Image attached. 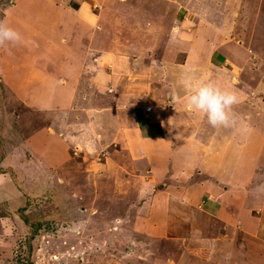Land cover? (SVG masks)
Masks as SVG:
<instances>
[{
  "label": "crops",
  "instance_id": "1",
  "mask_svg": "<svg viewBox=\"0 0 264 264\" xmlns=\"http://www.w3.org/2000/svg\"><path fill=\"white\" fill-rule=\"evenodd\" d=\"M22 2L26 8L40 6L37 28L19 11L16 12L17 17L8 15L6 18L8 24L22 30L20 33L24 43L19 46L23 47L28 42L43 56L54 51L58 56L64 54L66 63L62 65L58 78L67 71L71 73L66 76L73 73L77 76L70 88H65L66 85H61L60 81L52 82L47 74L37 70V74L32 72L25 76L22 83L24 80L27 82L20 87H29L33 89L31 92L40 87L39 91H45L49 97L47 101L39 99V102L52 103L58 113L67 115L72 113L70 109L87 116L80 125V136L61 135L77 145L80 152L120 145L129 153L132 166L142 161L149 166L147 170L151 175L144 180L147 185L162 188V183H166L164 192L149 197L150 209L153 202L159 203V199L167 206L165 210L162 208V216L156 219L151 213L144 217L143 213L129 206L128 210L133 209L135 215H124L121 219L123 235L119 236L120 246L114 238L109 237L101 248H131L127 257L134 259H128L130 264H264V199L259 202L262 207L260 213L248 214L247 193H240L241 190L231 184L221 183L228 168L231 172L233 166L238 168V152L248 149L244 145V150L243 144L237 140L240 131L237 126L242 124L252 128L249 113L236 117L230 134L221 133L227 127L211 126L206 118L185 103L191 83L211 80L222 87L234 89L239 97L236 105L254 110V106L246 100L258 88L249 89L246 84L242 85L239 73L243 69H237L239 65L237 67L236 64L242 60L240 66L248 65V61L254 57L249 51V46L254 43L251 32L247 39L239 38L240 34L236 33V30L242 29L241 25L236 27V23L239 12L244 11L243 0ZM95 3L101 8L92 9ZM46 7L51 9V13L47 12ZM57 19L58 24L52 27V22ZM52 30L57 33L54 43H50L48 38ZM242 42L246 43L249 54H244ZM51 44H56V48ZM17 50L18 53L22 52L20 48ZM243 55L246 59L242 58ZM41 61L46 60L39 58L38 62ZM59 63L58 60L55 64L60 67ZM252 66L250 62L249 67ZM250 72L255 74L256 69ZM85 74L92 83H96H86ZM7 77L9 79L10 75ZM78 78L91 92H98L97 101L87 107L78 99H74L77 102L70 99L75 93L86 92V88L78 89L82 85L75 87ZM124 106H136L131 109L139 111L136 126L126 122L130 117L125 116L127 112ZM141 106H150L152 115L149 118H141ZM165 113L167 116H164ZM86 137L92 139L88 143V140L82 142ZM38 140L43 141L42 138ZM248 145L251 149L252 144ZM260 174L262 179L258 178ZM245 177L247 187L258 191L264 187L262 169L256 172L253 168ZM226 178L231 180V176ZM184 182L188 184L183 185ZM196 187L199 188L198 196L192 190ZM202 200L204 202L201 203ZM190 203L202 209L198 236H189L190 240L197 237L191 242L199 241V246L175 249L166 255L169 248H176L177 241L187 232L180 229L181 220L175 216L177 214L171 213V209L174 210V206L187 207ZM199 203L201 206H198ZM135 205L138 206L137 203ZM126 216L135 218L127 221ZM246 220L244 228L242 221ZM163 223L166 224L165 228L162 227ZM139 225L146 226L147 231L143 232ZM171 239L175 240V244ZM127 241L129 244H126ZM250 241H253V246L249 244ZM77 248H81L80 244ZM142 248H147L144 249L147 251L145 256ZM149 253L152 256L147 261L145 257L148 258Z\"/></svg>",
  "mask_w": 264,
  "mask_h": 264
},
{
  "label": "rangeland",
  "instance_id": "2",
  "mask_svg": "<svg viewBox=\"0 0 264 264\" xmlns=\"http://www.w3.org/2000/svg\"><path fill=\"white\" fill-rule=\"evenodd\" d=\"M22 1L0 0V21L6 20L7 23L8 15L17 17L16 12L19 11L28 18L32 26L37 28L40 4L26 8ZM94 5L92 9L101 8L96 3ZM242 5L244 11L239 12L236 23V27L241 25L242 29L236 30V33L240 34L239 38L247 39L251 32L254 43L249 46V51L254 57L251 59L253 62L248 61V65L240 66L243 62L240 60L236 63L237 67L239 65L236 68L243 69L241 71L243 76L239 73L242 85L246 84L249 89L257 87L258 91L251 92L246 100L254 106L255 111L239 105H234L233 110L236 117L248 112L254 131H248L252 128H246L242 124L237 126L240 129L237 140L243 144L242 148L247 145L248 149L244 147L246 151L241 149L238 152V164H236L238 168L235 169L233 166V172L228 168L221 183L239 188L240 193L245 191L248 214L249 212L258 214L262 210L260 203L264 199V187L260 188L261 191L252 189L251 186L247 187L245 175H249L253 168L256 172H260L261 169L264 171V139L260 140L264 138V121L261 118H264V1L243 0ZM46 10L51 13L49 7H46ZM52 14L60 17L56 12ZM58 22V19L54 20L52 27ZM9 25L19 32L22 31L14 24ZM251 28L253 29L250 31ZM49 34L50 43H54L57 33L52 30ZM26 44L23 47L19 44L14 47L9 46V50L0 47V264H108L110 262L130 264L128 259L133 257L127 256L131 248H101V246L104 243L106 245L109 237L114 238L116 244L120 246L119 236L123 235L121 219L124 215H135L133 209L143 213L144 217L151 213H154L156 219L162 216V208L165 210L167 206L161 203L162 199H159V203L153 202V207L150 209L149 197L157 192H164L166 183H162V188L147 185L144 180L147 175H151L147 170L149 166L144 161L132 166L129 153L121 149L120 145L113 144L93 148L92 152L89 150L80 152L78 146L71 143L72 141L63 139L61 135L80 136V125L87 116L81 111L79 113L70 109L72 113L67 115L58 113L52 103L39 102V99L47 101L49 97L45 91H39L40 87L37 86V91L31 92L33 89L22 86L21 88L20 85L27 82L24 80L22 83L25 76L39 70L47 74L50 81H60L61 85H66L65 88H70L77 74L66 76L71 73L67 71L58 78L62 65L66 63L65 55L58 56L54 51L47 52L46 56H43V53L40 55L37 52L35 46ZM51 46L56 48V44ZM242 46L244 54H249L246 43L242 42ZM17 48L22 52L18 53ZM39 58L46 61L38 62ZM58 60L60 67L55 64ZM250 62L253 63L251 68ZM253 68L256 69L255 74L250 72ZM79 78L76 79L77 88L82 85ZM84 79L86 83L90 82V85L96 83H92L88 74L84 75ZM82 88H86V92L84 90L80 94L75 93L70 99H78V102L86 107L97 101L98 92H91V89L84 85L78 89ZM100 105L105 106L102 103ZM135 107L124 106L127 112L125 116L130 117L125 121L130 126L137 124L139 111L137 109L131 111ZM141 109V118H149L150 114L152 115L149 111L150 106H141ZM164 116L167 114L165 113ZM230 132V127H227V130L221 133L230 134ZM40 138L42 142H39ZM92 138L86 137L82 142L88 140L86 142L88 143ZM248 143L252 144L251 149ZM227 176H231V180L228 181ZM258 178L262 179L261 174ZM192 190L196 196L199 195V188ZM192 203L187 207L174 206V210L171 209V213L177 214L175 216L181 220L180 229L187 232L176 244L175 240H170L176 248H169V252L166 253L164 251L166 255H170L175 249L185 250L191 245L192 248L199 246V241L191 242L198 238L194 237L190 240L189 236H198L202 209L196 208L197 205L194 206ZM129 206L134 208L129 211ZM154 207L156 209H153ZM126 217L127 221L135 218ZM247 221H242L244 228ZM165 223L162 224L164 228ZM139 227L143 232L147 231L146 226L139 225ZM127 242L126 244H129V241ZM85 243H93V245L86 246ZM79 244L81 248H77ZM249 244L253 246V241ZM144 249L147 248L141 249L143 255L147 252ZM150 256L151 253L148 258L145 257V260L148 261Z\"/></svg>",
  "mask_w": 264,
  "mask_h": 264
},
{
  "label": "clouds",
  "instance_id": "3",
  "mask_svg": "<svg viewBox=\"0 0 264 264\" xmlns=\"http://www.w3.org/2000/svg\"><path fill=\"white\" fill-rule=\"evenodd\" d=\"M24 43L22 34L9 24L0 21V47ZM239 102L236 91L222 87L211 80H201L189 85L186 105L206 118L213 127H231L236 122L233 106Z\"/></svg>",
  "mask_w": 264,
  "mask_h": 264
},
{
  "label": "trees",
  "instance_id": "4",
  "mask_svg": "<svg viewBox=\"0 0 264 264\" xmlns=\"http://www.w3.org/2000/svg\"><path fill=\"white\" fill-rule=\"evenodd\" d=\"M34 233H36V231Z\"/></svg>",
  "mask_w": 264,
  "mask_h": 264
}]
</instances>
